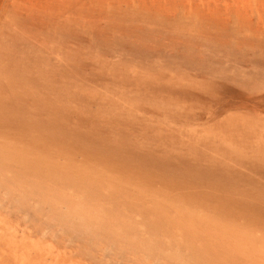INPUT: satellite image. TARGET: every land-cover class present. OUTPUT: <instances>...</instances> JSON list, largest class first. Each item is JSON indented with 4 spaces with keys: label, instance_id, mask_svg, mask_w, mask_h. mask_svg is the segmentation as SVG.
<instances>
[{
    "label": "rangeland",
    "instance_id": "rangeland-1",
    "mask_svg": "<svg viewBox=\"0 0 264 264\" xmlns=\"http://www.w3.org/2000/svg\"><path fill=\"white\" fill-rule=\"evenodd\" d=\"M0 6V264H264V0Z\"/></svg>",
    "mask_w": 264,
    "mask_h": 264
},
{
    "label": "bare ground",
    "instance_id": "bare-ground-1",
    "mask_svg": "<svg viewBox=\"0 0 264 264\" xmlns=\"http://www.w3.org/2000/svg\"><path fill=\"white\" fill-rule=\"evenodd\" d=\"M8 2V1H7ZM6 2V5H4V6H2V10H4L5 8H7L8 6H10V4L8 5V3ZM16 4V3H15ZM14 5V2L12 3V5L11 6H13ZM0 8H1V6H0ZM37 9L35 8V9H29V8H24V9H20V8H18V6H16V5H14V7H13V13H14V15L15 16H18V18H20V17H25V18H27V19H29L30 17L29 16H31L33 13H35V11H36ZM26 19V20H27ZM2 60H3V58L0 56V62H2ZM5 67H7V68H9L8 66H10V65H4ZM4 71H6V72H10L11 70H6V68H4ZM20 82V78L18 77V75L17 74H12L11 72L10 73H8L7 74V80H6V82H4V83H2L1 84V90H0V126L1 127H3L2 129H1V127H0V139L2 140V141H4L3 140V138L4 137H6V136H8L6 133H4V131H3V129H4V124L6 123V127L8 126V124L9 125H11V127L12 128H14L15 126L17 127V126H19V124L21 125V123L20 122H22L23 123V119L21 118V116H23L24 115V112L21 110V109H23V106L21 105L22 103H21V99H20V97H17V95H16V93L14 94V91H16V90H8V89H12V88H15V87H17V88H21V87H23L24 85L23 84H20L19 83ZM26 87H27V85H26ZM24 124V123H23ZM31 125H34L33 123H31ZM30 128H32L31 126H29ZM20 128V127H19ZM16 129V128H15ZM23 130V129H22ZM25 130V129H24ZM29 130V129H28ZM27 130V131H28ZM32 130V129H31ZM31 130H29V131H31ZM7 131H8V129H7ZM17 131V130H16ZM19 131V130H18ZM28 131V132H29ZM33 132H34V130H32ZM32 131H31V133L30 134H32ZM26 132V130L24 131V133ZM27 132V134H29ZM19 133H20V131H19ZM21 134V133H20ZM19 134V135H20ZM35 134V133H34ZM47 135H49V134H47ZM25 136V135H24ZM29 136V135H28ZM50 136V135H49ZM17 139V138H16ZM23 142H24V144L25 145H27L28 143H29V141L26 139V141H25V139L24 140H22ZM18 142V139L16 140V143ZM8 143V142H7ZM23 145V144H22ZM27 146H30L29 144L27 145ZM14 149H15V146L14 145H7V144H5V143H2L1 145H0V155H2L3 153H5V152H7V151H13L11 154H15V153H17V152H15L14 151ZM4 155V154H3ZM115 165V164H114ZM119 165V164H118ZM111 166V165H110ZM116 166V165H115ZM120 166V165H119ZM123 166H127V165H123ZM119 168V167H118ZM168 181V180H167ZM168 185H170V184H168ZM170 187V186H169ZM220 191V190H219ZM221 193V192H220ZM224 193V192H223ZM198 194V193H197ZM202 194V193H201ZM208 194V193H207ZM210 194V193H209ZM196 195V194H195ZM224 195V194H223ZM233 195L235 196V194L233 193ZM189 196V195H188ZM209 196V195H208ZM225 196V195H224ZM233 196V197H234ZM191 197V196H190ZM203 197L205 198V196H204V194H203ZM210 197V196H209ZM208 197V198H209ZM213 197H214V194H213ZM233 197H231L230 199L232 200V198ZM195 198H197V197H195ZM199 198H201V197H198V199ZM219 198V197H218ZM222 198V197H221ZM194 199V198H193ZM192 199V200H193ZM212 199V198H211ZM214 199V198H213ZM212 199V201H214ZM237 199V198H236ZM239 199V198H238ZM205 200H207L206 198H205ZM233 200H234V198H233ZM241 200V199H240ZM239 200V201H240ZM199 201V200H198ZM197 201V202H198ZM201 201H203V198H202V200ZM209 201V200H208ZM215 201H217V200H215ZM223 201V200H222ZM238 201V202H239ZM231 202H233V201H231ZM235 202H237V200L235 201ZM242 202V201H241ZM202 203V202H201ZM204 203V202H203ZM219 203L220 202H218L217 204L219 205ZM224 203V202H223ZM243 203H245V202H243ZM243 203H240V204H243ZM205 204H208L209 205V203H207V201H206V203ZM212 204V203H211ZM226 204V203H225ZM224 204V205H225ZM228 204V203H227ZM226 204V205H227ZM213 205V204H212ZM231 205V204H230ZM230 205H228V207L230 206ZM237 205V204H236ZM248 205V204H247ZM215 206V205H214ZM232 206V205H231ZM238 206V208H239V204L237 205ZM256 206V205H255ZM259 206H261V205H259ZM221 206H219V208H220ZM228 207H227V209H228ZM232 207H234V206H232ZM243 207H244V205H243ZM246 207V206H245ZM253 207V206H252ZM258 207V206H257ZM234 208H236V207H234ZM237 208V209H238ZM240 208H242V207H240ZM238 209V211H236L237 213H239L240 212V210H242V209ZM223 209V208H222ZM252 209V208H251ZM250 209V210H251ZM254 209V208H253ZM260 209V208H259ZM259 209H257V210H259ZM231 210H233V209H231ZM226 211V210H225ZM229 211H230V208H229ZM246 211H248V209L246 210ZM252 211V210H251ZM253 211H255V209L253 210ZM263 211H264V209H263ZM256 212V211H255ZM259 212V211H258ZM224 213V212H223ZM226 213V212H225ZM241 213H242V211H241ZM262 213V215H263V212H261ZM235 214V213H234ZM256 215H259V214H257L256 213ZM228 216V215H227ZM233 216V215H232ZM240 216H241V214H240ZM247 216H249V214L247 215ZM235 217V216H234ZM250 217H252L251 215H250ZM244 218H245V215H244ZM256 218H257V216H256ZM259 218H261V217H259ZM254 219H255V217H254ZM260 220V219H259ZM255 221V220H254Z\"/></svg>",
    "mask_w": 264,
    "mask_h": 264
}]
</instances>
